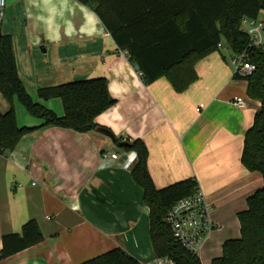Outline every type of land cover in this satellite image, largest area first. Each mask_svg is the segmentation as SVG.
<instances>
[{
	"label": "crops",
	"instance_id": "obj_1",
	"mask_svg": "<svg viewBox=\"0 0 264 264\" xmlns=\"http://www.w3.org/2000/svg\"><path fill=\"white\" fill-rule=\"evenodd\" d=\"M258 17L264 20V11ZM0 33L12 37L33 100L58 116L62 100L42 98L40 88L105 77L115 99L95 118L97 126L81 133L43 126L14 101L18 125L37 129L0 154V249L2 236L21 232L30 219L44 239L0 264H80L116 247L141 263L155 257L149 208L132 176L137 153L101 128L117 141L145 143L157 188L196 179L217 224L198 254L202 264L221 256L225 240L240 236L238 213L264 184L241 161L261 103L248 96L247 80L235 76L226 45L199 60L197 80L178 92L166 77L145 83L95 11L77 0H7ZM235 97L246 107L235 106ZM109 150L119 158L105 157Z\"/></svg>",
	"mask_w": 264,
	"mask_h": 264
},
{
	"label": "trees",
	"instance_id": "obj_2",
	"mask_svg": "<svg viewBox=\"0 0 264 264\" xmlns=\"http://www.w3.org/2000/svg\"><path fill=\"white\" fill-rule=\"evenodd\" d=\"M93 9L118 50L127 51L130 62L142 73L145 83L166 77L178 92L197 80L196 63L226 45L233 54L248 50L256 65L245 76L247 94L260 101L254 123L247 130L241 156L243 165L258 171L264 181V54L250 47L249 36L241 30L244 17L257 18L264 0H77ZM235 76L241 77L238 74ZM44 99L58 97L64 115L58 116L35 102L19 75L13 40L0 33V93L9 108L0 110V146L13 150L21 138L37 127H20L14 107L17 100L42 125L86 132L96 127L95 118L110 108L111 96L105 77L79 79L38 90ZM137 153L133 179L143 188V202L149 208V237L155 256L172 258L176 264H202L198 255L185 249L165 222L169 209L181 198L192 195L198 185L187 178L157 188L148 170V149L139 139L125 146ZM240 236L224 241L221 256L209 264H264V184L247 198V209L238 213ZM43 233L35 219L21 232L4 234L0 259L42 242ZM80 264H142L120 247L108 250Z\"/></svg>",
	"mask_w": 264,
	"mask_h": 264
},
{
	"label": "built area",
	"instance_id": "obj_3",
	"mask_svg": "<svg viewBox=\"0 0 264 264\" xmlns=\"http://www.w3.org/2000/svg\"><path fill=\"white\" fill-rule=\"evenodd\" d=\"M7 0H0V19L3 18V10ZM241 30L250 38V47L260 50L264 54V20L244 17ZM221 49L225 46L219 44ZM250 53L245 50L232 55L235 74L247 76L253 73L256 65L249 59ZM142 77V73L139 71ZM232 103L240 108L246 107V101L242 97H235ZM204 105H201V107ZM200 109V107L198 108ZM7 151L0 146V154ZM105 157L118 159L116 151H105ZM165 222L172 230L173 236L185 249L198 255L207 240L210 238L217 224L212 215L211 207L207 201L204 191L197 185L192 195L181 198L167 212ZM142 264H176L170 257L155 256L153 259Z\"/></svg>",
	"mask_w": 264,
	"mask_h": 264
},
{
	"label": "water",
	"instance_id": "obj_4",
	"mask_svg": "<svg viewBox=\"0 0 264 264\" xmlns=\"http://www.w3.org/2000/svg\"><path fill=\"white\" fill-rule=\"evenodd\" d=\"M103 133L107 134L108 136L111 137V139L117 143L118 146H124V145H129V141L123 140V141H117V138L113 135V133L107 129V128H101L100 129Z\"/></svg>",
	"mask_w": 264,
	"mask_h": 264
},
{
	"label": "rangeland",
	"instance_id": "obj_5",
	"mask_svg": "<svg viewBox=\"0 0 264 264\" xmlns=\"http://www.w3.org/2000/svg\"><path fill=\"white\" fill-rule=\"evenodd\" d=\"M225 53L226 54H230V50L229 49L228 50L225 49ZM231 61L232 60H230V62ZM7 105H8V103L6 102V100L3 98V96L0 93V110L5 112L7 110Z\"/></svg>",
	"mask_w": 264,
	"mask_h": 264
},
{
	"label": "clouds",
	"instance_id": "obj_6",
	"mask_svg": "<svg viewBox=\"0 0 264 264\" xmlns=\"http://www.w3.org/2000/svg\"><path fill=\"white\" fill-rule=\"evenodd\" d=\"M134 156H135V154L133 153V154H132V158H134Z\"/></svg>",
	"mask_w": 264,
	"mask_h": 264
}]
</instances>
